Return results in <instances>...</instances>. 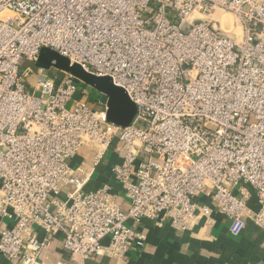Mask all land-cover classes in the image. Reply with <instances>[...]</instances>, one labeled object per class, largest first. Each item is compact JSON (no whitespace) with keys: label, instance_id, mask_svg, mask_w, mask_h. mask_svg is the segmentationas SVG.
I'll list each match as a JSON object with an SVG mask.
<instances>
[{"label":"built area","instance_id":"2783aa9c","mask_svg":"<svg viewBox=\"0 0 264 264\" xmlns=\"http://www.w3.org/2000/svg\"><path fill=\"white\" fill-rule=\"evenodd\" d=\"M44 48L110 78L134 123H110L107 100L68 74L22 72ZM84 147L92 164L72 168ZM111 149L127 211L108 187L84 190ZM215 215L233 237L249 219L264 228V0H0V255L44 264L60 240L56 264L123 260L147 242L129 221L186 232Z\"/></svg>","mask_w":264,"mask_h":264},{"label":"crops","instance_id":"0c3cea01","mask_svg":"<svg viewBox=\"0 0 264 264\" xmlns=\"http://www.w3.org/2000/svg\"><path fill=\"white\" fill-rule=\"evenodd\" d=\"M94 155V149L84 147L71 161V167L77 169L82 165H91ZM121 162V156L115 149L107 151L84 190L91 192L108 187L118 205L127 211L129 201L112 172L113 167ZM197 200L201 204L211 205L209 198L203 195ZM248 206L255 212L259 210L255 195L252 194ZM215 219L213 228H207L201 221L194 230L186 232L178 231L169 224L158 228L147 220L139 224L129 221L130 227L146 235L145 247L130 251L123 260L102 256L90 264H264V228L257 227L249 219L242 235L233 237L229 233L228 221L220 215H215ZM10 225V221L4 220L0 225V233ZM43 237L44 233L40 232V238ZM41 258L44 264L66 260L62 242L55 240ZM0 264L12 263L0 255Z\"/></svg>","mask_w":264,"mask_h":264},{"label":"water","instance_id":"95a60500","mask_svg":"<svg viewBox=\"0 0 264 264\" xmlns=\"http://www.w3.org/2000/svg\"><path fill=\"white\" fill-rule=\"evenodd\" d=\"M36 66L66 73L104 95L107 100V119L110 123L121 128L130 127L134 123L137 106L122 88L114 85L110 78L87 73L79 65L71 64L67 58L48 48L41 50Z\"/></svg>","mask_w":264,"mask_h":264},{"label":"rangeland","instance_id":"374dc122","mask_svg":"<svg viewBox=\"0 0 264 264\" xmlns=\"http://www.w3.org/2000/svg\"><path fill=\"white\" fill-rule=\"evenodd\" d=\"M218 17H219V19L222 20L221 27L223 28V30L232 31V33H235L237 35L238 40H240V38H241V29H240V26H239L236 18L233 15L226 14L224 12H219L218 13ZM28 68H30L32 70H36L37 66L34 63L25 62L22 65V67H21V71L23 72V71H25ZM52 70H53V74L54 75H57V76H59L61 78H63V76L66 74V73L60 72V71H58L56 69H52ZM78 85H80L81 87H84V88H86L88 90V92L91 95V99H92L93 102H100L101 100L103 101V98H104V100L106 99L104 95H102L99 92L91 89L87 85H85L83 83H80V84L78 83ZM73 103H74V101L69 103L68 109L71 108Z\"/></svg>","mask_w":264,"mask_h":264}]
</instances>
